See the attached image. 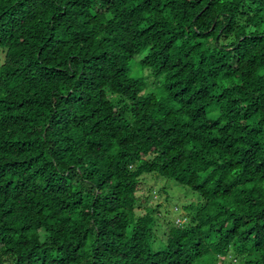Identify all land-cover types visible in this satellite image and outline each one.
<instances>
[{"label": "trees", "instance_id": "trees-1", "mask_svg": "<svg viewBox=\"0 0 264 264\" xmlns=\"http://www.w3.org/2000/svg\"><path fill=\"white\" fill-rule=\"evenodd\" d=\"M0 48V264H264V0H0ZM148 173L203 198L158 250Z\"/></svg>", "mask_w": 264, "mask_h": 264}, {"label": "rangeland", "instance_id": "rangeland-1", "mask_svg": "<svg viewBox=\"0 0 264 264\" xmlns=\"http://www.w3.org/2000/svg\"><path fill=\"white\" fill-rule=\"evenodd\" d=\"M5 48H0V65L4 61ZM141 56L135 57L130 63L131 74L133 76L143 77L147 82L146 91L161 92L165 86L164 75L156 78L149 68H143L139 64ZM139 194L142 199V205L159 207V224L156 228V234L152 241V249H162L165 245L164 228H160L162 220L170 224H179L184 222L189 217V212L197 209V206L203 202V198L189 186L182 185L174 179H169L157 173L145 174L142 178L141 189ZM148 197L149 202H146ZM144 207L139 208V213L145 212ZM137 212V214H139ZM160 215V216H159ZM189 220V219H188ZM165 226V224H163ZM227 262L231 264H242L240 259L235 255L227 258Z\"/></svg>", "mask_w": 264, "mask_h": 264}]
</instances>
